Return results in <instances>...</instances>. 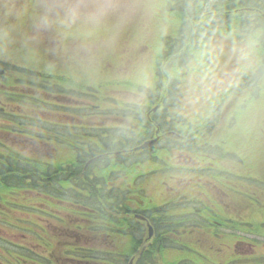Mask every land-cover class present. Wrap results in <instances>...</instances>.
I'll return each mask as SVG.
<instances>
[{"label": "rangeland", "instance_id": "374dc122", "mask_svg": "<svg viewBox=\"0 0 264 264\" xmlns=\"http://www.w3.org/2000/svg\"><path fill=\"white\" fill-rule=\"evenodd\" d=\"M259 2L262 13L255 21L239 6L230 7ZM166 67L169 90L156 78ZM0 68L7 72L0 77V108L5 109L0 154L11 156L0 157L1 172L8 160L13 169L32 174L38 160L51 163L54 157L57 165L69 166L83 159L62 143L24 136L33 128L47 133L54 121L56 131L86 132L76 117L86 102L87 132L100 133L96 126L114 130L105 134L107 140L125 129L132 133L125 139L129 148L114 141L123 159L96 160L88 168L87 181L119 180L118 188H100L97 194L89 186L84 191L65 185L37 206L29 177L10 189L0 184V264L33 260L36 241L40 259L58 264H120L114 261L120 254L129 255L124 264L132 259L136 264L141 252L153 248L163 251L156 256L159 264H264L258 187L264 179V0H0ZM163 101L174 109L170 105L161 130H144L134 118L117 121L125 108L153 118L164 110ZM224 102L226 115L216 112L217 121L206 130L201 123ZM180 116L184 124L178 125ZM15 128L26 129L23 136ZM181 128L197 148L207 144L218 161L231 162L228 174L216 172L232 178L229 188L220 178L215 185L202 175L208 165L199 159L200 173L179 171L181 143L170 133ZM148 137L155 141L152 150L135 152L133 147ZM79 166L68 170L73 178L80 176ZM193 177L201 186L191 184ZM89 198L95 204L86 203ZM121 204L129 215L122 214ZM98 205L107 206L109 219L91 214ZM133 208L146 210L155 223L152 241L148 229L133 220ZM192 208L204 210L193 219L197 224L206 219L205 226L184 237L168 232L169 221L176 224ZM78 244L84 250L71 257L67 250Z\"/></svg>", "mask_w": 264, "mask_h": 264}, {"label": "flooded vegetation", "instance_id": "af4514ba", "mask_svg": "<svg viewBox=\"0 0 264 264\" xmlns=\"http://www.w3.org/2000/svg\"><path fill=\"white\" fill-rule=\"evenodd\" d=\"M238 6H239L238 10H240L241 12H248L247 9H251L247 6H241V5H238ZM235 7H237V6H235ZM256 9H257V7H256ZM170 105L171 104H168L167 102L163 101L161 103V107L164 108V110L157 113V115H155L153 118H151V116H150V125L142 128V129L151 130L154 127L155 130H157V129L161 130L162 128H164V124L169 121V116H170V113H169L170 107L169 106ZM224 105H225V102L222 103L217 110L214 108V112H213L214 116L211 115V117H209L205 123H201L204 125V128L206 130L209 129L210 124H212L214 121H217L216 112L219 113L220 117H223L224 115H226V113L222 112V109L225 107ZM89 106L90 105L88 102H86L84 104V106L81 105V107H80L81 116L80 117L76 116L79 119L81 132L82 131H86V132H82L81 134H79V133L75 134L74 132H70L69 137H67L68 141L64 142L65 144H67L68 148L75 153V155L76 154H77V156L83 155V159L81 161L76 160L74 163V165H77V164L80 165L79 166V170H80L79 173H80L83 181H80L78 179V177L73 178L71 173L69 174L68 171L65 172L66 176L64 178L62 176L55 175L56 174L55 173V158H53L54 163L53 162L44 163V165L50 169L49 179L52 182H56L57 180H59L61 184H62L61 181H63L64 185H66L69 189L78 188L80 186H82L81 188L88 187V184L91 183L90 181H87L88 168L92 164V162L94 161V157H96L97 155H100V156H98L97 161H100L102 163H105L106 161L112 162V160L114 158L123 159L121 156H119L121 154V152L116 150L117 148H115L113 146L118 145V146H123L125 148H129V147H127L128 144L126 143L125 138L132 136V133L130 132L131 134L119 133L118 135L111 138L109 140V142H105L101 139H99V140L97 139L96 146L98 147L99 153H97L95 156L91 155L89 153V141H88L89 137L87 135V133H88L87 131H88V109H89ZM171 107H173V105H171ZM134 113L139 114L142 112L141 111H135ZM183 120H184V118L182 116H180L178 118V125L184 124V123H181V121H183ZM117 121H118V123L119 122L124 123L126 121H132V119L129 117L128 118L127 117H119L117 119ZM197 124H200V123L196 122V123H194V126ZM33 125H34V127H38L36 124H33ZM52 125L54 126V128H53L54 130L51 128L48 135H49V139L51 140V142H56V140L58 139L57 138V132L55 130L56 124L53 122ZM182 127H184V126H182ZM135 128H136V126H134L133 129H131V130L133 131ZM181 129H182V131H180L178 129V130L173 131V133L172 132L170 133V134H173L174 136H177V138H179V141L181 143V148L178 149V152H179V154H178L179 171H182L183 174H195L196 175V174L200 173L201 169L199 167H196V163H198L197 159H199L203 163L208 165L207 171L205 173H203L202 175H207L208 177H211L212 179H214L213 180L214 184H215V182H214L215 179L220 178L221 183L222 184L225 183L224 185L229 188L231 186V183H232V178L227 177V176H225L224 178L218 177V176H216V172L218 169L221 173L228 174L230 172L228 169L232 168L231 164H229L231 162L224 159L225 164H222V159L218 161L216 156L212 155L210 150H208V148H206L207 144L198 146V148H197L196 143L193 142V137L191 136V134L185 135V133H183V128H181ZM125 130L130 131V129H125ZM14 131L19 132V129L15 128ZM17 132H13V130H8L9 134L11 133V134L15 135ZM40 133H41L40 128H33L31 134L30 133L27 134L26 137L28 139L39 140L40 139V137H39ZM17 135H18V133H17ZM19 135L23 136L22 132ZM147 136H149V135H147ZM116 140L117 141L119 140V142H118V144L115 145L114 142H112V141H116ZM149 140H152V139H150V137H148L144 142L149 141ZM142 144L135 145L133 148L136 149ZM152 148L153 147H150V148L145 149V150H138L137 152H139V151L149 152L152 150ZM52 149L55 150V148H52ZM124 151H128V150L122 149V152H124ZM134 151L136 152V150H134ZM122 156H124V155H122ZM126 156H129V155H126ZM119 162H123V161L119 160ZM218 167H220V169ZM52 168H53V170H52ZM195 175H193V176H195ZM236 177L238 179L244 180V181L249 180V178L247 176L238 175ZM45 179H47V177H42L38 173L37 178H36V184L38 186H40L42 181ZM91 179H93V178H91ZM199 182H200V184H199ZM259 182H260L261 186L259 185L258 187L262 188L260 193H259V199L262 198V201H261L262 203L259 202V205L263 206L264 205V179L260 178ZM119 184H120L119 180H116L113 182L111 180H109V181L104 180L103 182L98 181V183L96 184V187L98 189H100V188H118ZM191 184L201 186V180L199 179V181H198V179L193 177L191 179ZM209 184H212V183L209 182ZM84 185H85V187H84ZM204 185H206V184H204ZM188 187L189 186H187V188ZM46 199L51 200L54 198L51 196L43 197V196H41L40 192H38L37 195L34 197V201H35V204L37 206H41L42 203L44 201H46ZM48 205H51V204H48ZM40 209L41 208L37 207L36 211L40 213L41 212ZM203 211L204 210L201 208H194L193 211L190 213H187V214L183 213L180 216V218L177 220L176 225H175L176 228L172 230V233L176 234L178 237L179 236L184 237V236H187L189 234L195 233L196 229H202V227L205 226V220L206 219L202 220V222H199L197 224L193 218H195L196 216L201 217L203 215ZM143 213H144V217L147 219V221H143V220H137V221L139 223H141L145 228H147L148 223H150L154 227L155 223L152 221V218L150 217V215L147 214V211L145 210ZM187 215H189V216H187ZM232 215L233 214L231 213L230 216L229 215H226V216H229L231 218ZM190 216H192L191 221L188 220V217H190ZM214 223L216 224L217 227L222 226V223H220V222L214 221ZM209 224L211 225L210 222H209ZM156 236H157V234L154 233V237L152 238V240ZM40 246H41V244L37 243L38 248H36V250H38V252H36V256H37L38 260L34 261L32 264H58L55 261L54 262L42 261L40 259L41 255L39 253L40 252Z\"/></svg>", "mask_w": 264, "mask_h": 264}, {"label": "trees", "instance_id": "16d2710c", "mask_svg": "<svg viewBox=\"0 0 264 264\" xmlns=\"http://www.w3.org/2000/svg\"><path fill=\"white\" fill-rule=\"evenodd\" d=\"M226 3V2H225ZM230 3V2H229ZM203 6L204 5H200V7H201V10L203 9ZM198 12L200 13L201 11H199L198 10ZM184 24H186V21L184 20V17H183V25ZM182 30H183V28L181 29V31H180V34L182 33ZM175 43H177V41L176 42H174V44ZM176 45V44H175ZM170 46V48H171V44L169 45ZM189 48L191 47V46H188ZM188 52L186 51V54H187ZM185 54V55H186ZM167 55H169L168 53L166 54V55H164V59L166 60L167 59ZM171 57L173 58V59H175L177 56L176 55H171ZM162 58V59H163ZM191 57H189V59H190ZM180 61V60H179ZM168 76H170V74H169V72H168V69H167V67H166V69L165 68H163V69H161V79L162 80H164V82H162V80H160V82L158 83L160 86L161 85H164V87L166 86V90H169V80L168 81H166L167 79H168ZM170 86H171V84H170ZM171 90V89H170ZM1 165V164H0ZM3 166V171L1 172L0 171V184H4L5 186H8L9 188H7V187H5V188H7V189H10V188H13L12 187V185H15V184H18V183H20V182H22V181H24L25 179H27L28 177V180H34V177L37 175V170L36 169H34V170H32L31 171V173L32 174H29V171H17V170H15V169H13V167H12V165L11 164H9L8 162L5 164V165H2ZM59 169V168H58ZM55 175H57V176H62L63 178L66 176L65 175V171L64 170H55ZM29 175V176H28ZM47 179H48V182H45L46 183V186H48L49 184H50V182H52L50 179H49V174H47ZM91 182L92 183H90L88 186H89V190L91 191V192H94V193H97L98 194V188L96 187V184L98 183V180L96 179V180H91ZM33 186H35V182L33 181ZM58 187H60V185L59 184H56V186H54L53 188H55V190H57V188ZM84 191H87V188H82ZM114 193H116L115 195H119L120 197H121V194L119 193V192H115L114 191ZM95 197H96V195H94ZM112 198V197H111ZM110 198V199H111ZM88 200V204H95L94 202H93V200L92 199H87ZM122 202V201H121ZM123 203H124V201H123ZM122 205V214H126V215H129V212H131L130 210L129 211H125V208L126 207H124V205L123 204H121ZM107 207V206H106ZM106 207H102V208H100V205H98V210H99V212H97V217L96 218H102L100 215H102V216H104L103 218H104V220H106V219H109V216H108V214H107V211H108V209L106 208ZM112 209V208H111ZM128 209V208H127ZM136 212H138V211H135V213ZM102 213H104V214H102ZM95 216H96V214H95ZM102 218V219H103ZM175 221H172V220H170L169 221V224H168V226H167V230H168V232H170V230H172V226H171V223H174ZM156 226V225H155ZM157 231V230H156ZM155 249H157V250H155ZM161 252H163L162 251V249H159V248H153L152 250H148V251H144V252H141V254L139 255L140 257H138L139 259H137V262H136V264H159L158 262H157V260H156V256H157V253H161ZM111 254H112V252H111ZM131 255V254H130ZM134 255V254H133ZM132 255V256H133ZM129 257V255H118L117 256V258H115V262L117 261V262H120V264H124L123 262L125 261V260H127V258Z\"/></svg>", "mask_w": 264, "mask_h": 264}, {"label": "water", "instance_id": "95a60500", "mask_svg": "<svg viewBox=\"0 0 264 264\" xmlns=\"http://www.w3.org/2000/svg\"><path fill=\"white\" fill-rule=\"evenodd\" d=\"M4 73V71L2 69H0V75H2ZM151 145V142L146 143L143 148H147ZM142 219V218H141ZM153 233H152V229L150 228V237H152Z\"/></svg>", "mask_w": 264, "mask_h": 264}, {"label": "bare ground", "instance_id": "6f19581e", "mask_svg": "<svg viewBox=\"0 0 264 264\" xmlns=\"http://www.w3.org/2000/svg\"><path fill=\"white\" fill-rule=\"evenodd\" d=\"M79 175H80V173H79ZM81 177V175L80 176H78V178H80Z\"/></svg>", "mask_w": 264, "mask_h": 264}]
</instances>
